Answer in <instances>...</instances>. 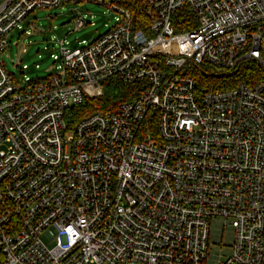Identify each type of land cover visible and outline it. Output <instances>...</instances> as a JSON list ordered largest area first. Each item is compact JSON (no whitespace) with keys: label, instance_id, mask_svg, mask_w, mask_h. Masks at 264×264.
Listing matches in <instances>:
<instances>
[{"label":"built area","instance_id":"2783aa9c","mask_svg":"<svg viewBox=\"0 0 264 264\" xmlns=\"http://www.w3.org/2000/svg\"><path fill=\"white\" fill-rule=\"evenodd\" d=\"M137 2L0 0V264H208L219 219L234 237L217 264H264V79L199 93L186 71L264 67V0ZM80 3L116 13L114 25L90 43L58 40L45 78L17 55L18 81L12 32ZM110 79L140 94L71 127L68 110Z\"/></svg>","mask_w":264,"mask_h":264},{"label":"rangeland","instance_id":"374dc122","mask_svg":"<svg viewBox=\"0 0 264 264\" xmlns=\"http://www.w3.org/2000/svg\"><path fill=\"white\" fill-rule=\"evenodd\" d=\"M85 15L87 21L93 22L94 25L90 24L80 31H74L73 18ZM115 17L116 13L92 3L37 10L24 21L22 31L12 32L11 49L8 50L10 58L5 60L7 67L16 74L18 81H22L23 75L19 69L15 70L12 64V59H16L20 54L23 60L18 66L27 64L30 67L26 71V76L32 79L45 78L49 74L48 69L54 65L50 55L54 52L58 40L66 38L74 43V47L77 46L76 38L79 41L93 42L104 34L108 27L114 25ZM36 65H39V68H36ZM233 237L234 229L230 221L219 219L213 222L208 264H217L218 261H224L230 256Z\"/></svg>","mask_w":264,"mask_h":264},{"label":"trees","instance_id":"16d2710c","mask_svg":"<svg viewBox=\"0 0 264 264\" xmlns=\"http://www.w3.org/2000/svg\"><path fill=\"white\" fill-rule=\"evenodd\" d=\"M113 2L125 6L137 7V0H113ZM185 11L188 10L185 9ZM183 20L178 28L180 30H190L192 26L186 22L189 17L186 14L181 15ZM185 25V26H183ZM197 84V92L203 93L207 90L221 91L233 88L237 83L245 81L254 84L264 79V67L256 60H244L234 70L226 73L219 72L211 67L189 65L186 68ZM138 84H124L116 80H107L105 82L104 96L92 99L86 97L82 105L70 108L67 114V120L73 127L82 118L93 114L94 112H107L116 108L120 103L134 99L140 94Z\"/></svg>","mask_w":264,"mask_h":264}]
</instances>
